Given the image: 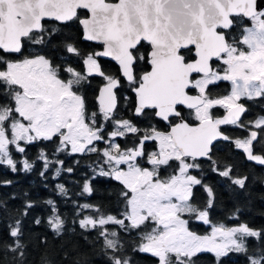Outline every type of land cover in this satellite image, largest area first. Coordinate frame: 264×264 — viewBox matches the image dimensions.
Here are the masks:
<instances>
[{
	"label": "snow or ice",
	"instance_id": "snow-or-ice-1",
	"mask_svg": "<svg viewBox=\"0 0 264 264\" xmlns=\"http://www.w3.org/2000/svg\"><path fill=\"white\" fill-rule=\"evenodd\" d=\"M45 19L61 24L77 21L85 40L102 43V51L83 59L87 75L56 64L57 58L24 55L26 44L47 47L57 34L56 29L45 28ZM234 28L239 29V35L231 34ZM62 51L69 57L81 56L72 43ZM0 52L4 53L0 55V165L16 172L17 165L22 164L19 170L30 172L35 162L16 161L12 153L24 154L33 142L58 139L57 152L70 146V154L94 153L98 157L89 163L93 174L85 175L83 192L94 191L89 181L97 175L114 178L123 186L118 194L125 204L121 218L110 214H101L98 219L86 217L80 221L81 228L114 223L122 231L141 232L135 250L151 253L158 264H198L202 253L213 254L214 264H224L230 254L243 255L248 264H264V231L248 223L234 227L214 224L211 232L203 235L190 230L192 222L209 223V212L190 199L194 186H204L209 197L207 207L212 206L213 188L203 184V159L209 161L212 172L227 178L231 185L243 189L248 179L234 175V167L221 170L212 157L214 142L229 140L220 126L237 125L247 111L239 102L241 98L264 99V0H0ZM11 55L20 58L6 59ZM97 57L118 62L137 98L135 114L153 109L155 117L168 122L170 131H158L155 126L143 130L139 148L121 151L111 140L105 149L97 147L105 141L108 122L114 126L110 138L141 131L128 119H115L118 96L114 90L120 86L119 79L106 74ZM58 58L63 60L65 55ZM145 64L147 69L137 71ZM92 74L106 80L97 98L98 113L88 111L82 92ZM220 81L230 82V93L214 98L210 86ZM193 89L198 90L196 95L189 94ZM124 100L127 102L128 97ZM214 106L224 107L227 115L215 117ZM252 123L264 134V116L248 122ZM257 136V131H251L248 137L237 138L235 146L243 149L249 160L264 165V155L253 153ZM149 140L159 142L158 151L143 150ZM38 158L43 160L39 175L45 180L52 165L64 163L48 159L43 150ZM144 163L151 167H144ZM174 164L173 171L178 170V174L162 178L160 170ZM190 170H199L201 178ZM62 171L73 173L74 168H56L52 179ZM56 187L67 195L63 185ZM44 203L53 212L49 226L59 235L64 221L53 200ZM34 206L35 202H26L23 215ZM35 223L40 224V218ZM149 223L153 227L142 232ZM9 227L10 236L22 235L20 219ZM99 235L104 237L108 264H132L118 232L101 231ZM250 239L256 240V247L249 246ZM24 247L17 239L12 251Z\"/></svg>",
	"mask_w": 264,
	"mask_h": 264
},
{
	"label": "trees",
	"instance_id": "trees-1",
	"mask_svg": "<svg viewBox=\"0 0 264 264\" xmlns=\"http://www.w3.org/2000/svg\"><path fill=\"white\" fill-rule=\"evenodd\" d=\"M51 22L46 21L45 28L56 29L57 34L51 37V42L44 47V50L40 49L42 50L40 52H45L48 57L57 58L55 59L56 64L63 63L65 67L73 66L83 72L85 68L83 57L94 50V45L87 40H82L80 24L77 21L67 24L57 23L55 26H51ZM67 42L75 43L81 56L77 57L72 54L69 57L63 54L62 50ZM62 55H65L63 60L58 58ZM101 62L106 74L111 73L115 76L119 74L118 66L114 62L108 60H101ZM147 68V64L143 68L138 66L137 71ZM103 82V77L92 74L87 77V81L82 86L87 108L92 112H99L95 95ZM117 94L118 107L114 111L116 120L128 119L133 124H138L141 132L151 129L152 126H160L157 124L158 120L152 109L145 110L139 116L133 113L135 96L126 80L122 79L117 88ZM125 96L128 97L127 102L124 100ZM259 102L263 103L261 108H259L261 103L256 107ZM253 106L256 113H264V99H257ZM110 127L114 128L108 122L106 130ZM239 132L232 130L235 136ZM128 136L129 134L118 137L117 142L122 147L127 145ZM133 137L135 136L129 137V142H133ZM59 145L58 139H53L51 142L41 140L28 145L24 154L13 152L12 155L16 161L28 159L30 162H35L30 172L20 171L22 164L17 165L16 172L11 171L9 166L0 165V264H108L104 237L99 235L101 231L119 233V238L125 248V255L132 259V264H158V259L151 253L135 250L141 242V232L122 231L114 223H108L103 227L98 225L96 228L80 227V221L86 217L98 218L101 214L105 217L110 214L121 218L120 214L125 211V204L118 194L123 186L114 178L97 175L94 180L89 181L94 191L92 193L83 192L85 175L91 177L93 174L89 163L96 161L97 155L94 153L70 154L69 149L57 152ZM97 147L103 150L106 143L99 142ZM255 147L264 155V140L263 142L258 141ZM41 150L48 159L64 162L62 165L59 163L52 165L46 174L48 177L46 180L39 175L43 170V160L38 158ZM54 152L55 156L52 155ZM212 158L221 170H226L225 166L234 167V175L247 176L246 185L243 189L231 185L227 178L212 172L209 161L203 159V184L213 188L212 206L207 207L209 197L204 186L193 187V196L190 198L192 203L202 210H207L209 220L213 223L225 225L248 223L252 228L264 231V166L248 161L241 149L237 148L232 141H217ZM76 161H79L78 165ZM68 167H73L74 172L62 171L59 176L52 179L56 168L66 169ZM191 172L197 178H201L199 170H191ZM7 182L11 183L7 184ZM58 184L67 189V195L58 191L56 187ZM48 199L55 202L57 213L64 221L59 235L48 223V218L53 215L51 207L44 203ZM26 202H35V206L24 216ZM85 204L90 207L83 208ZM236 209L240 211L236 212ZM36 218H40V224L35 223ZM16 219H20L22 224V235L18 238L9 234V226H14ZM151 227L153 224L149 223L148 227L141 231H149ZM190 230L206 233L208 224L202 221L192 222ZM17 239L25 247L13 252L12 248L15 247ZM248 243L251 248L257 246L255 239H250ZM21 251L23 257H21ZM197 260L198 264H214L213 254L210 253L200 254ZM224 264H248V262L241 254H230Z\"/></svg>",
	"mask_w": 264,
	"mask_h": 264
},
{
	"label": "flooded vegetation",
	"instance_id": "flooded-vegetation-1",
	"mask_svg": "<svg viewBox=\"0 0 264 264\" xmlns=\"http://www.w3.org/2000/svg\"><path fill=\"white\" fill-rule=\"evenodd\" d=\"M46 21H52L51 22V26H55V24H57L58 22H56L55 20H46ZM46 21H44V26H45V24H46ZM244 23L245 24H248V21L247 20H245L244 21ZM58 24H61V23H58ZM80 28H81V25H80ZM48 29H51V27L50 28H48ZM81 32H82V28H81ZM233 36H237V35H239V29L238 28H234L233 30H232V33H231ZM81 38H82V34H81ZM83 40V39H82ZM69 43H71V42H67L66 44H69ZM89 43H91V44H93L94 45V50H92V51H90V52H88L87 54H91V53H93V52H97V51H99L100 49H102V43H99V42H91V41H89ZM66 44H64V47L66 46ZM72 44H75V43H72ZM40 49H42V50H44L45 48H44V46L43 45H31V44H26V46H25V48H24V55L25 56H27V55H35V54H44V55H46L47 56V54L44 52V53H42V52H40V51H42V50H40ZM87 54L83 57V59L84 58H86V56H87ZM0 55H4V53L3 52H0ZM20 57L19 56H15V55H11V56H6V59H19ZM101 60H108V61H110L111 62V60H109V59H107V58H104V57H97V61H98V63L101 65V68H102V62H101ZM113 62V61H112ZM116 64V63H115ZM117 65V64H116ZM118 66V65H117ZM213 66L214 67H216V64L214 63L213 64ZM73 67V66H72ZM85 68H86V66H85ZM85 68H84V71L83 72H81V73H83V74H85V75H87V73L85 72ZM75 69V68H74ZM118 69H119V74L118 75H116V77L119 79V84L121 83V81H122V79L123 80H126V78H124L123 76H122V73H121V71H120V68H119V66H118ZM77 70V69H76ZM103 70V69H102ZM78 71V70H77ZM65 78H67V77H65ZM198 78V77H197ZM106 82V80H105V78H104V82L103 83H105ZM102 83V84H103ZM230 87H231V85H230V82H228V81H220V82H217L216 83V85L215 86H210V92L213 94V97L214 98H222L223 96H226V95H228L229 93H230ZM132 91V90H131ZM115 92L117 93V89H115ZM133 92V91H132ZM197 92H198V90H195V89H193V90H191L190 92H189V94H192V95H196L197 94ZM83 94H84V92H83ZM133 94H134V96H135V105H136V95H135V93L133 92ZM84 96H85V94H84ZM117 96H118V94H117ZM97 94L95 95V100H96V102H97V104H98V101H97ZM257 100V99H256ZM256 100H253V101H248L247 99H245V98H241V101H239L240 103H242V104H244L245 105V107H246V109H247V111L245 112V113H242L241 114V118H240V123H238L237 125H222V126H220L221 127V131L223 132V133H225V134H227L228 136H229V140H223V139H218V141H232L234 144H235V140L237 139V138H244V137H248L249 135H250V132L251 131H257V133H258V136H257V140H255V141H253V153L254 154H259V155H263L261 152H259V151H257L256 150V147H255V145H256V143L258 144V141L259 142H263V140H264V135L263 134H261V132H260V129H258L256 126H255V124L254 123H252V124H248V122H254L256 119H257V117H259V116H264V113L263 112H258V113H256V111L254 110V106H253V103H255V101ZM261 103V104H260ZM260 104V106H259V108H261L262 107V102H259V103H257L256 104V107H257V105H259ZM98 107H99V104H98ZM253 109V110H252ZM145 110H147V109H145ZM144 110V111H145ZM153 110V109H152ZM89 112H92L91 110H88ZM115 111V110H114ZM155 111V110H154ZM212 112H213V114H214V116L215 117H222V116H224L225 114H226V112H227V110L224 108V107H222V106H214V108L212 109ZM133 113L135 114V106H134V110H133ZM136 115V114H135ZM157 118V124L158 125H160L159 127H155L156 128V130H158V131H162V132H167V131H169L170 130V128H169V126H168V122H166V121H163V120H161L160 118H158V117H156ZM101 119H102V116H101ZM241 124H244V125H247V127H242L241 126ZM134 126H136V127H138V129H139V126H138V124H136V123H134ZM262 127H264V126H262ZM151 129H149V131H150ZM232 130H238V131H240L239 133H237V136H235L233 133H232ZM112 131H114V128H112V127H110V129H108V130H106L105 131V143H106V146H107V142L109 141V140H111V142H113V143H115V144H119L118 142H117V138L119 137V136H117V137H115V138H110V136H109V134L112 132ZM135 136V137H133L134 139H133V142H129V137H131V136ZM128 139H127V145H125V146H121L120 144V150L121 151H124L125 150V148H133V147H136V148H139V147H141V145H140V141L143 139V132H139V133H137V134H132V133H129V136L127 137ZM217 142V141H216ZM216 142H214V144L216 143ZM146 144L148 145V147L146 148ZM157 148H158V144H157V141H154V140H149V141H146L144 144H143V150L146 152V153H151V152H153V151H156L157 150ZM240 149V148H239ZM241 151L243 152V150L241 149ZM244 153V152H243ZM244 155H245V153H244ZM246 157V156H245ZM247 159V158H246ZM248 160V159H247ZM249 161V160H248ZM251 162H253V161H251ZM254 163V162H253ZM256 164V163H255ZM144 167H151L149 164H147V163H144V165H143ZM176 167V165L174 164L173 165V168H166V167H164V168H162L161 170H160V176L162 177V178H165V177H168L170 174H176V172L178 171H176V172H174L173 171V169ZM191 171V170H190ZM191 174H192V172H191ZM193 175V174H192ZM206 224H208V226L210 227V225L211 224H218V223H213V222H211L210 220H209V223H206ZM239 225V224H238ZM226 226H237V224H235V225H226ZM209 227H208V230H209ZM255 229V228H254ZM207 230V231H208ZM256 230H259V229H256Z\"/></svg>",
	"mask_w": 264,
	"mask_h": 264
},
{
	"label": "water",
	"instance_id": "water-1",
	"mask_svg": "<svg viewBox=\"0 0 264 264\" xmlns=\"http://www.w3.org/2000/svg\"><path fill=\"white\" fill-rule=\"evenodd\" d=\"M106 2H118V0H106ZM46 20H52V19H45L44 21H46ZM44 21H43V23H44ZM82 39L83 40H85L84 38H83V32H82ZM91 42H97V41H91ZM99 43H101V42H99ZM99 51H102V49H100ZM99 51H97V52H99ZM104 58H107V59H109V60H111V61H113L114 63H116L117 65H118V62H116L113 58H111V57H104ZM119 66V65H118ZM120 68V67H119ZM120 71H121V69H120ZM122 73V72H121ZM106 83V82H105ZM105 83H103L100 87H99V90H98V93H97V97L96 98H98V96H99V92H100V89L105 85ZM115 91V90H114ZM190 95H192V94H190ZM97 101H98V99H97ZM98 104H99V101H98ZM136 106H137V98H136V105H135V108H136ZM225 115H227V112H226V114ZM224 115V116H225ZM224 116H222V117H217V118H223ZM170 131V130H169ZM243 150V149H242ZM243 152H244V150H243ZM245 153V152H244ZM259 155V154H258ZM245 156H246V158H247V153H245ZM248 159V158H247ZM249 160V159H248ZM249 161H252V160H249ZM254 163H256V164H259V163H257L256 161H253ZM259 165H261V164H259ZM264 166V165H263Z\"/></svg>",
	"mask_w": 264,
	"mask_h": 264
},
{
	"label": "rangeland",
	"instance_id": "rangeland-1",
	"mask_svg": "<svg viewBox=\"0 0 264 264\" xmlns=\"http://www.w3.org/2000/svg\"><path fill=\"white\" fill-rule=\"evenodd\" d=\"M85 72L87 73V69H86V68H85ZM22 143H23V142H22ZM114 144H115V143H114ZM157 144H158V148H159V142H158V141H157ZM105 148H106V147H105ZM105 148H104V149H105ZM158 148H157L156 151H158ZM68 149H69V151H70V146H69ZM122 167H126V166H122ZM176 174H178V171L176 172ZM89 218L98 219L99 217H98V218L89 217ZM185 218H187V217H185ZM213 225H214V224H211L210 227L208 226V227H209V230H208L206 233H198V232H197V234H202V235H203V234H209V233L211 232V229H212V226H213ZM237 226H238V225H237ZM230 227H234V226H230Z\"/></svg>",
	"mask_w": 264,
	"mask_h": 264
}]
</instances>
